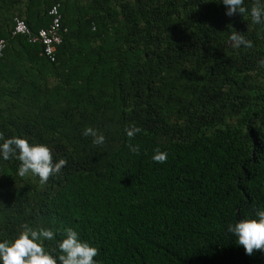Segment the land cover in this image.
I'll return each mask as SVG.
<instances>
[{
	"label": "trees",
	"instance_id": "1",
	"mask_svg": "<svg viewBox=\"0 0 264 264\" xmlns=\"http://www.w3.org/2000/svg\"><path fill=\"white\" fill-rule=\"evenodd\" d=\"M55 3L49 61L11 30L14 18L46 27ZM225 12L220 0H0V132L67 161L41 184L0 156V242L27 223L56 232L54 256L72 228L98 264H264L227 232L264 210V32L250 11ZM233 30L253 47L234 48ZM132 123L143 131L129 141Z\"/></svg>",
	"mask_w": 264,
	"mask_h": 264
},
{
	"label": "clouds",
	"instance_id": "2",
	"mask_svg": "<svg viewBox=\"0 0 264 264\" xmlns=\"http://www.w3.org/2000/svg\"><path fill=\"white\" fill-rule=\"evenodd\" d=\"M203 2L208 3L209 0ZM220 2L226 7L225 15L228 17L236 14L244 16L250 11L252 23L261 25L264 32V0H252L250 10L244 6V0H220ZM36 32L32 34L30 31L31 35H36ZM229 42L234 48L253 47L252 41L235 30L231 32ZM41 53L43 54V45ZM258 66L264 68V59L258 61ZM142 131L135 123L125 128L129 141L135 139ZM82 135L93 137L94 145L105 143L104 135L92 127H85ZM126 146L132 154H140L138 144L129 143ZM0 156L5 161L16 158L19 161L17 174L22 178L31 174L33 177H38L41 184L47 183L50 177L60 174L67 164L63 158L54 160L52 150L45 144H31L27 139L16 136L5 138L2 132H0ZM167 157V152L157 148L154 150L152 160L163 164L167 162ZM255 217L227 225V232L235 237L236 243L244 248L247 255H252L254 251L264 252V210L257 211ZM55 236L56 232L51 228H33L27 223L22 224L21 231L15 238L0 242V264H98L95 257L99 255V249L82 240L79 233L72 228L64 229L63 238L57 244L60 254L54 256L46 250L45 242L54 240Z\"/></svg>",
	"mask_w": 264,
	"mask_h": 264
},
{
	"label": "built area",
	"instance_id": "3",
	"mask_svg": "<svg viewBox=\"0 0 264 264\" xmlns=\"http://www.w3.org/2000/svg\"><path fill=\"white\" fill-rule=\"evenodd\" d=\"M48 15L50 16L49 23L46 27L39 28L36 35H31L30 30L23 22V20L14 18L12 34L19 33L28 37L29 41H39L43 45V54L49 59L53 60V52L55 46L60 43V17L57 12V4L51 5L48 9ZM4 48V40L0 39V57Z\"/></svg>",
	"mask_w": 264,
	"mask_h": 264
}]
</instances>
